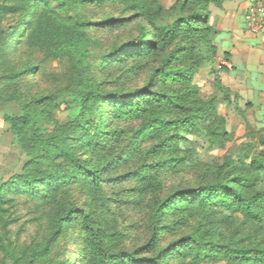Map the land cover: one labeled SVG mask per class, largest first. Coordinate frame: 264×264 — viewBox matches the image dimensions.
<instances>
[{"label":"rangeland","instance_id":"rangeland-1","mask_svg":"<svg viewBox=\"0 0 264 264\" xmlns=\"http://www.w3.org/2000/svg\"><path fill=\"white\" fill-rule=\"evenodd\" d=\"M256 1L220 0L218 4L211 1L205 6L208 15L199 30L192 32L175 26L165 40L163 32L173 27L178 18L197 12L198 0L88 2L84 10L89 18L100 20L111 16L119 20L109 27L92 29L90 40L98 49L108 51L126 44L133 46L144 39L155 42L153 50L148 54L132 53L120 62L113 58L104 62L93 56L86 59L69 49L47 54L38 46H26L17 58L22 66L38 65V72L21 79L18 85L22 99L51 95L57 101L70 100L71 90L79 81L83 87L102 83L104 92L127 93L146 87L151 96L147 101V97L141 96V104L146 107L144 115L132 118L131 122L113 118V129L125 128L124 122H130L127 134L136 130L146 116L156 114L168 120L194 117L197 129L183 131L180 139H173L167 146L160 145L155 151H150L151 147L175 133L174 130L156 134L148 131V135L133 138V150L118 158L111 170L102 173V177H116L140 167L137 174L109 184L107 188L113 198V215L106 217V224L119 229L123 237L117 247L133 250L141 246L149 236L154 210L176 189L224 180L242 188L238 184L240 178L260 176L251 167V161L264 154L261 143L264 136V29H252L246 20L248 7ZM247 3L241 26L240 10ZM147 32L152 33L151 39ZM205 52L210 60L199 65ZM222 67L227 70L223 71ZM176 72H184L183 77L176 76ZM109 104L103 109L108 117L115 110ZM19 109L17 99L0 103V184L18 173L27 160L3 120L5 113H18ZM76 114V106L53 112L59 122L69 121ZM118 138L115 144L124 146L127 135ZM85 156L93 165L103 167L104 160L112 158L113 154L97 147L89 148ZM257 184L264 185V178ZM8 210L15 218L9 227V239L14 243L17 239L25 241L30 248L47 243L48 233L42 235L35 231L37 223L32 222L37 216L35 209L17 202ZM161 210L156 220L161 226L156 248L166 247L165 251L169 252L161 258L163 264H212L195 263L179 248L180 240L188 235L216 238L237 246L264 247V223L245 220L237 211L202 207L177 199ZM33 238L37 241H31ZM85 242V235L62 239L49 248L44 258L52 260V264H66L80 254L84 255L81 264H91L88 260L91 249H87Z\"/></svg>","mask_w":264,"mask_h":264},{"label":"trees","instance_id":"trees-1","mask_svg":"<svg viewBox=\"0 0 264 264\" xmlns=\"http://www.w3.org/2000/svg\"><path fill=\"white\" fill-rule=\"evenodd\" d=\"M109 1L0 0V103L9 99L19 101V112L5 113L3 120L27 157L21 170L0 184V264H52V260L44 258L49 248L76 234L78 237L86 236L87 249H91L88 252L91 264H163L161 258L169 252L165 251L166 247L156 248L161 230L156 220L162 207L172 205L174 199L202 207H222L241 213L245 220L264 223V185L257 184L264 178L262 154L251 161V167L260 176L240 178L238 184L242 188L224 180L176 189L154 210L149 236L141 246L133 250L117 247L123 237L119 229L114 230L106 224V217L113 215V198L107 193V188L109 184L137 174L140 167L116 177H102V173L111 170L118 158L133 150V138L148 135V131L156 134L174 130L175 133L151 147L150 151H155L160 145L167 146L173 139H180L183 131L197 129L194 117L168 120L156 114L146 116L136 130L127 134L132 118L144 115L146 107L141 104V96L147 97L146 101L151 96L146 87L127 93L104 92L102 83L83 87L79 81L71 90L70 100L57 101L51 95L22 99L18 85L21 79L35 75L38 65L22 66L17 60L26 46H38L47 54L69 49L86 59L93 56L104 62L110 58L120 62L137 52L150 53L156 45L152 40L142 39L133 46L126 44L108 51L98 49L95 42H91L92 29L109 27L119 20L111 16L100 20L91 19L84 10L85 4ZM198 1L197 12L178 18L173 27L163 32L162 39H167L175 26L192 32L199 30V25L206 22L208 15L205 6L211 1L220 2ZM146 35L151 39V32ZM144 42L147 45H143ZM206 60H210L207 52L199 65H203ZM222 70L226 71L227 68L222 67ZM183 73L174 74L183 77ZM106 103L115 108L109 117L103 111ZM74 106L77 114L71 120L59 122L54 118L56 109L69 110ZM114 117L130 122H124L125 128L113 129ZM120 135H127V142L122 147L115 144ZM261 143L264 145V136ZM97 147L113 154L112 158L104 160L103 167L93 165L91 159L85 156L89 148ZM17 202L35 209L37 216L32 218V222L37 223L35 231L42 235L48 233L44 246L30 248L25 241L17 239L14 243L9 239V227L15 218L9 215L8 209ZM101 213L103 216H99ZM179 243V248L195 263L264 264V247L260 246H237L198 235L185 236ZM83 258L84 255L79 254L73 262L66 264H81Z\"/></svg>","mask_w":264,"mask_h":264},{"label":"built area","instance_id":"built-area-1","mask_svg":"<svg viewBox=\"0 0 264 264\" xmlns=\"http://www.w3.org/2000/svg\"><path fill=\"white\" fill-rule=\"evenodd\" d=\"M246 20L250 28L264 29V0H257L248 7Z\"/></svg>","mask_w":264,"mask_h":264},{"label":"crops","instance_id":"crops-1","mask_svg":"<svg viewBox=\"0 0 264 264\" xmlns=\"http://www.w3.org/2000/svg\"><path fill=\"white\" fill-rule=\"evenodd\" d=\"M247 5H248V3L247 4H245V6H243V8H241V10H240V15H241V17H239V19H240V25L242 26L243 24H244V13H245V11H246V8H247ZM240 9V8H239ZM264 87V86H263ZM258 88V86L256 85L255 86V92L257 93V91H256V89ZM249 89V88H248ZM247 89V90H248ZM255 92H253V93H255ZM249 93L251 94V92L249 91ZM255 97V96H254ZM258 102V101H257Z\"/></svg>","mask_w":264,"mask_h":264}]
</instances>
